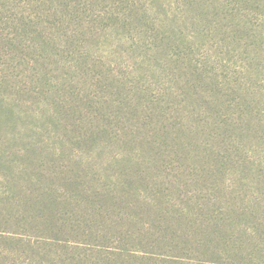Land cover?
I'll return each instance as SVG.
<instances>
[{
  "label": "trees",
  "instance_id": "obj_1",
  "mask_svg": "<svg viewBox=\"0 0 264 264\" xmlns=\"http://www.w3.org/2000/svg\"><path fill=\"white\" fill-rule=\"evenodd\" d=\"M81 1L62 0V22L80 25ZM96 1H113L98 11L103 22L129 28L146 22L142 25L154 32L167 26L166 13L152 17L154 9L140 0ZM177 1L202 15L203 21L191 22L205 37L213 23L204 22L210 11L236 16L258 3ZM115 2L124 5L122 11L113 9ZM172 32L155 36L161 43L156 52L163 42L174 47ZM75 35L77 29L70 40ZM191 50H177L176 59L168 51L164 56L183 59L179 66L188 67L189 76L181 83L173 72L168 87L159 83L129 90L117 83L118 103L102 99L96 110L89 99L85 114L72 97V85L52 105L34 108L20 97L25 87L9 83L1 69L0 175L6 188L0 216L6 226L0 235L26 237L29 248L83 252L76 260L57 256L56 264H264V90L252 82L263 69L253 66L249 79L224 83L210 70L208 50L200 51L199 62L188 56ZM180 85L185 89L176 90ZM44 116L62 138L66 158L60 163L56 158L49 164L41 156L47 145L38 136L43 129L39 133L30 124V134L24 135L27 119ZM66 144L93 146L105 158L82 160L80 150Z\"/></svg>",
  "mask_w": 264,
  "mask_h": 264
},
{
  "label": "rangeland",
  "instance_id": "obj_2",
  "mask_svg": "<svg viewBox=\"0 0 264 264\" xmlns=\"http://www.w3.org/2000/svg\"><path fill=\"white\" fill-rule=\"evenodd\" d=\"M160 1L140 0L146 8L149 6L154 9L152 17L160 19L166 13V28L154 32L142 25H145L144 21L138 23L136 28H129L119 25L120 23L103 22L97 18L98 11L106 7L109 9L113 1L106 3L82 0L83 11L77 18L80 23L78 25L62 22V0H0V48H3L5 53L0 55V70L7 75L9 83L25 87L26 92L20 97L28 100L34 108L37 105H52L53 100L62 98V90L66 91L64 88L68 84L72 85L75 90L72 97H76L82 114H85L86 108L89 107L85 103L89 99L95 102L96 110L100 107L97 103L102 99L112 100L113 104L118 103L119 93L115 92L119 90L115 89L117 83H123L129 90H132L134 85L146 87L159 83L168 87L173 85L170 82L172 72L173 76L177 74V80L181 83L180 80L189 76L185 71L188 67L179 66L183 59L170 61L169 57L164 56L168 51L176 59L177 50L183 52L185 48L192 46L188 56L199 62L200 51L207 49L210 70L224 83L229 79L232 83L236 80L242 81L246 77L249 79L248 69L253 66L258 70L263 69V73L254 76L252 82L264 90V0H254L258 3L236 16L224 14L221 9L219 12L222 13L218 14L216 9L210 11L204 21L213 22L210 29L204 31L207 37L199 34L197 25L191 22L196 18L200 19L202 15L198 16L195 12L182 9L177 0ZM114 6L113 9L117 12L122 11L124 7L116 2ZM92 15H95L92 18L94 21L89 23L88 19ZM238 18H241V21ZM200 20L203 21V18ZM76 29L79 35L70 40L71 33ZM170 31H173L175 40L171 45L175 47L176 53L174 47L165 42L163 44L166 50L160 54L162 46L157 53L156 44L161 43L155 36L160 37L161 33L170 34ZM182 46L185 48L182 49ZM251 57L258 58L256 61L254 58L250 61ZM107 71L111 72V75L107 76ZM42 74L46 79L40 78ZM112 74L116 77L114 80ZM64 75H67L68 79ZM48 83L52 84L50 88L47 87ZM55 85L59 86L56 88ZM183 87L186 86H175L176 90L180 91L185 89ZM146 95L144 92L140 94L141 100H147ZM130 96L131 94L128 95L129 99ZM112 108L116 109L113 106ZM47 118L27 119L26 126H23L24 135L30 134L26 130L30 124L38 129L39 133L40 129H43L45 135L41 133L38 136L44 141L43 144H47V149L44 148L40 155L46 158L49 164L56 158L58 160L55 161L60 163L66 158L62 153V142L59 140L62 138L56 135L54 125ZM66 145L80 150L82 160L95 162L105 158L103 154L97 155V149L93 146L84 148L77 144ZM52 149L56 152L55 155ZM4 181V177L0 175V194L6 188ZM2 222L0 216V229H5L6 225ZM19 237L7 240L5 236L0 235V264H56L57 256H60V259L76 260L83 255L82 250L65 249L61 246L51 250L43 246L29 248L26 237ZM34 239L32 241H35ZM90 256L85 254L83 257Z\"/></svg>",
  "mask_w": 264,
  "mask_h": 264
}]
</instances>
